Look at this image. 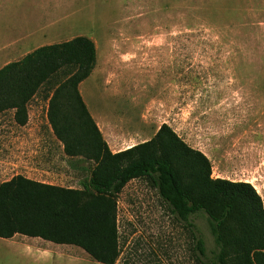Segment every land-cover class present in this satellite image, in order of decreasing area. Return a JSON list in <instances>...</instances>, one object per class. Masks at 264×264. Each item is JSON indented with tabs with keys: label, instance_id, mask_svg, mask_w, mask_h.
<instances>
[{
	"label": "rangeland",
	"instance_id": "374dc122",
	"mask_svg": "<svg viewBox=\"0 0 264 264\" xmlns=\"http://www.w3.org/2000/svg\"><path fill=\"white\" fill-rule=\"evenodd\" d=\"M70 12L71 36L96 43V68L79 89L104 117L108 145L121 152L169 125L208 157L213 178L250 183L264 205V0H71ZM47 115L42 93L26 125L0 114V184L90 180L91 155H67ZM118 231L116 264H199L198 236L209 257L218 251L204 214L183 220L147 179L120 193ZM16 241L0 238V264H99L76 246L46 242L47 256Z\"/></svg>",
	"mask_w": 264,
	"mask_h": 264
},
{
	"label": "trees",
	"instance_id": "16d2710c",
	"mask_svg": "<svg viewBox=\"0 0 264 264\" xmlns=\"http://www.w3.org/2000/svg\"><path fill=\"white\" fill-rule=\"evenodd\" d=\"M97 60L95 42L77 36L0 68V114L14 111L24 126L30 102L44 94L67 155L88 153L96 164L81 189L20 175L0 184V238H41L81 248L99 264H116L118 197L131 181L147 179L183 220L204 214L218 251L209 257L198 236L199 264H264V205L250 183L213 178L208 157L166 124L152 140L112 152L79 89Z\"/></svg>",
	"mask_w": 264,
	"mask_h": 264
},
{
	"label": "crops",
	"instance_id": "0c3cea01",
	"mask_svg": "<svg viewBox=\"0 0 264 264\" xmlns=\"http://www.w3.org/2000/svg\"><path fill=\"white\" fill-rule=\"evenodd\" d=\"M70 8L71 0H0V63L19 61L37 48L77 37L78 34L71 36L74 33L70 32ZM89 111L103 133L104 117ZM110 148L114 153L120 151H115L116 146ZM19 236L23 235L4 240L14 242ZM16 242L30 251H40L42 255L54 253L53 245L46 246L48 241L41 238L24 236Z\"/></svg>",
	"mask_w": 264,
	"mask_h": 264
}]
</instances>
